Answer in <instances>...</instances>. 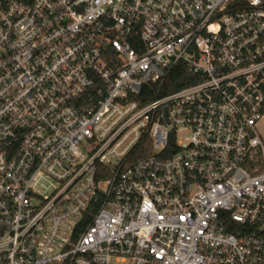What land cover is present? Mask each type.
Listing matches in <instances>:
<instances>
[{
	"label": "built area",
	"instance_id": "built-area-1",
	"mask_svg": "<svg viewBox=\"0 0 264 264\" xmlns=\"http://www.w3.org/2000/svg\"><path fill=\"white\" fill-rule=\"evenodd\" d=\"M0 264H264V0H0Z\"/></svg>",
	"mask_w": 264,
	"mask_h": 264
},
{
	"label": "trees",
	"instance_id": "trees-1",
	"mask_svg": "<svg viewBox=\"0 0 264 264\" xmlns=\"http://www.w3.org/2000/svg\"><path fill=\"white\" fill-rule=\"evenodd\" d=\"M179 75H181L180 72H174V74L172 75L170 81L174 82L178 79ZM185 84H179V85H174L173 88L170 89V91H175L177 89H180L184 86Z\"/></svg>",
	"mask_w": 264,
	"mask_h": 264
}]
</instances>
